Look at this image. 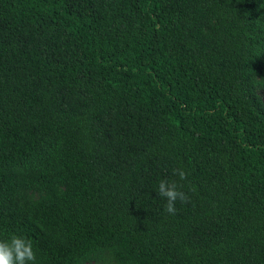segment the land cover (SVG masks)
I'll use <instances>...</instances> for the list:
<instances>
[{"label": "trees", "instance_id": "obj_1", "mask_svg": "<svg viewBox=\"0 0 264 264\" xmlns=\"http://www.w3.org/2000/svg\"><path fill=\"white\" fill-rule=\"evenodd\" d=\"M11 235L37 264H264V0H0Z\"/></svg>", "mask_w": 264, "mask_h": 264}, {"label": "clouds", "instance_id": "obj_2", "mask_svg": "<svg viewBox=\"0 0 264 264\" xmlns=\"http://www.w3.org/2000/svg\"><path fill=\"white\" fill-rule=\"evenodd\" d=\"M174 175L179 177V181L187 178V173L182 168L174 169ZM179 181L161 179L158 184L159 195L167 201L164 210L169 215L176 213L177 201L189 202V197L183 191V185ZM0 264H37V254L31 240L18 235H11L7 240H0Z\"/></svg>", "mask_w": 264, "mask_h": 264}]
</instances>
